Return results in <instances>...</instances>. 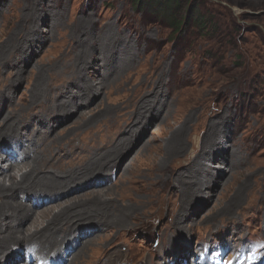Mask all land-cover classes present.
<instances>
[{"label": "rangeland", "instance_id": "1", "mask_svg": "<svg viewBox=\"0 0 264 264\" xmlns=\"http://www.w3.org/2000/svg\"><path fill=\"white\" fill-rule=\"evenodd\" d=\"M179 3L173 32L155 2L0 0V172L16 164L6 172L19 181L36 156L56 186L66 171L92 179L53 198L13 191L10 210L33 212L22 229L48 207L93 208L122 221L87 230V261L117 247L118 264H191L201 240L220 241L222 258L246 240L250 264L264 262L254 248L264 243V0ZM27 245L11 244L0 264L15 251L21 263L48 259Z\"/></svg>", "mask_w": 264, "mask_h": 264}, {"label": "bare ground", "instance_id": "2", "mask_svg": "<svg viewBox=\"0 0 264 264\" xmlns=\"http://www.w3.org/2000/svg\"><path fill=\"white\" fill-rule=\"evenodd\" d=\"M25 156H29V155H25ZM34 158H31L29 162H25L24 164H22L23 168L29 167V169L21 175L19 181L15 180L14 175H9L8 174L9 171L6 172L7 170L9 169L12 170L14 167H16V164L8 163L5 169H1L0 173L2 174V176L7 174L10 176V184L7 187H5L3 184L0 185V256L6 253L7 249L11 244L17 247L19 243L25 242L26 244L29 245L31 242H34L38 245L37 249L34 248V252L36 253V255H38L37 256L38 258L44 254L48 255L47 253H49L50 251H56V256L59 257V264H109L110 261L111 264H118L119 262L118 259L122 257L125 258L126 255H124L122 250L118 249L117 247L115 249L116 251H114L111 254H109L110 247L108 249H105L104 251L101 252V255L95 259V261L93 260L94 262L92 260L87 261L86 259H84V250L89 244V242L92 240L91 238L85 239L86 235L88 234L90 236V232H92V231L89 232L87 230H92L96 226H102L104 224H107L105 222L114 223V222H119L118 220L122 221V217L120 215H118L119 219L116 218L115 220L117 221H114L113 219H108L107 218L108 215L105 214H104L105 218L101 217L100 219H97L96 217L101 215V212H103V211H98V209H93V208L91 210L82 209V211L76 212V211H71V209L70 211L67 210V208H69L70 206H66L62 208L60 211L52 213L53 207H48L47 209L40 211L38 214L40 217L46 218L44 221L46 222L45 225H43L44 222H40L38 224L36 223H34L33 225L31 224L33 228L31 227V225L30 227L32 229L29 227L26 229L21 228L22 221L28 219L27 217L32 211H30V209H25L24 207L22 210L18 208H14L13 210H10L11 208L8 206L9 201L7 200L6 197L7 196L12 197L13 191H15L16 189L29 190V191H34V190L47 191L49 194H52V198H53L56 195H58V193L61 194L65 191H66L65 193H67L79 187L77 186L78 185L77 179L79 178L80 179L85 178L83 179L85 181V182L83 181L84 182L83 184L85 185L90 184L91 183L90 180H92L90 179V177L86 178L88 176V173H84V171L81 170L73 171V173L71 174L68 173V171H66V176H62L63 178H60L61 180L57 181V186H56L55 182L58 179V177H55L56 174L53 173L51 174L50 170L52 167H46L44 164H42V160L41 162H39L38 160L35 163L30 164V162H32ZM36 165L39 166L36 167ZM59 168L61 170L64 169L62 166H59ZM39 171L43 174H40ZM96 193H98V191ZM95 195L98 196V194ZM6 216H11V220L5 222L4 219L6 218ZM92 219H96L97 222L94 223V222L85 221V220L94 221ZM85 223H88L89 225L86 226ZM71 234L72 236L70 238ZM68 242L71 243L70 251L68 250L66 254L62 255L60 251L63 248V245L65 248V245ZM73 242L75 244H72ZM112 246H116V244ZM77 247L79 248L77 249ZM15 253H20V252L15 251L13 254H11V257L13 258H11L10 260L4 258V260L9 261L8 262L9 264H11L12 262L14 264L28 263V262L21 263L20 261L23 258V255L17 254V256L15 257ZM56 262H57V257L54 261H50V259H46L45 262L42 263L58 264Z\"/></svg>", "mask_w": 264, "mask_h": 264}, {"label": "trees", "instance_id": "3", "mask_svg": "<svg viewBox=\"0 0 264 264\" xmlns=\"http://www.w3.org/2000/svg\"><path fill=\"white\" fill-rule=\"evenodd\" d=\"M165 1L167 3H166V5L162 6L163 7L162 9H160L161 3L159 0H148V1L135 0V5L136 6H138L140 4L143 5V3H144V5L146 6L148 4H152L153 2H155L156 3V9L160 10L162 12H165V14H166L165 17L167 18V21L170 22L171 26H173V32H178L180 29V26L182 24V21L184 20L182 15L177 17L175 14V10L177 9V6L180 4L179 0H165ZM191 10H192V7L191 8L189 7L188 12H192ZM193 16L196 17V19H195L196 22L200 21V19H198L197 15H195V13H193L192 18H193ZM187 20H190V19L187 18L186 21ZM201 22H202V20H201Z\"/></svg>", "mask_w": 264, "mask_h": 264}]
</instances>
